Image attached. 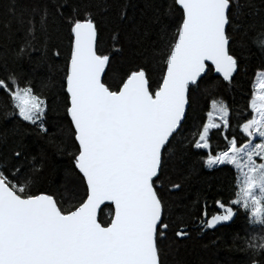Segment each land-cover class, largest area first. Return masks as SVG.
<instances>
[{
    "label": "snow or ice",
    "instance_id": "obj_1",
    "mask_svg": "<svg viewBox=\"0 0 264 264\" xmlns=\"http://www.w3.org/2000/svg\"><path fill=\"white\" fill-rule=\"evenodd\" d=\"M242 7L241 0H165L149 21L157 37L151 50L137 41L133 55L143 62L116 68L123 45L117 34L113 51L98 49L91 0H7L0 10V264H164L169 231L174 240L188 236L183 217L179 230L168 222L174 202L166 197L183 187L172 178L183 177L190 152L205 170L228 166L235 180L232 198L216 199L214 214L205 201L198 230L242 214L243 264H264V71L253 83L250 118L234 125L229 105L213 99L202 127H185L190 93L204 77L214 72L217 87L230 86L240 70L229 25ZM118 15L127 19L124 9ZM61 28L70 52L58 69ZM236 31L246 33L239 43L264 53V18ZM157 62L153 89L149 70ZM109 72L118 74L114 83L105 80ZM214 131L225 145L213 154ZM50 156L68 164L46 185ZM105 201L113 214L102 224L97 209Z\"/></svg>",
    "mask_w": 264,
    "mask_h": 264
},
{
    "label": "trees",
    "instance_id": "obj_2",
    "mask_svg": "<svg viewBox=\"0 0 264 264\" xmlns=\"http://www.w3.org/2000/svg\"><path fill=\"white\" fill-rule=\"evenodd\" d=\"M6 2L7 0H0V10L3 9ZM91 3L99 23L98 49L105 53L113 51V36L118 34L123 45V53L122 56L113 57V61L116 62L115 67H129L132 61L137 64L142 63V60L133 55L140 51L137 41L143 39V46L151 50L157 37L155 28L149 25V21L153 18L157 8L165 3V0H91ZM241 3L243 15L237 18L234 14L233 22L229 25L230 35L237 42L230 47L238 55H241L240 70L234 73L230 86L217 87L219 81L212 72L204 77L202 88L190 93L186 128L190 127L195 130L197 127H202V122L207 118L206 114L211 109L213 99L223 100L229 105L231 122L234 125L243 122V119L250 118L247 104L251 99L256 73L264 71V53L239 43L242 35L246 33L238 32L236 29L241 23L249 27L259 25L261 19L264 18V0H241ZM122 9L126 10V20H121L118 15ZM65 10L67 11V9ZM134 27L139 28V31H134ZM57 43L61 52L57 68L62 69L65 56L70 52L68 30L60 29V38ZM242 49L243 52H241ZM25 67L29 68L30 66L25 65ZM161 70L162 65L159 62L153 64L149 70V82L153 89L159 82ZM41 74V72H37V78ZM62 76V71L56 73L58 85ZM116 79H118V74L113 72H109L105 76V80L109 83H114ZM205 82L211 85L207 91L203 88ZM34 87L39 90V83H35ZM60 102L58 99L57 103ZM61 123L63 122L61 121ZM235 131L238 142L243 143L244 138L239 136L238 127ZM231 133L232 129H229V138H231ZM185 135L190 136L189 133H185ZM210 143L211 151L214 154L224 148L225 140L214 131ZM33 149L39 151V145L33 143ZM200 161L201 155L190 152L186 164L181 166L187 169L183 177L172 178L173 182H182L183 187L179 191H172L171 195L166 197L170 202H174V214L168 222L171 223L173 230H179L183 225L177 221V218L183 217L187 224L188 236L174 240L173 231H169L168 240L163 241L161 245L164 264H243L246 259L245 253L237 250L245 243V220L242 214L236 215L226 225L211 230H198L199 217L205 211V201H207V214L210 216L216 211L215 200L222 199L227 203L232 198L231 193L235 191L233 187L235 184L234 173L228 166H221L218 170H205L200 167ZM67 164L66 158L61 160L59 157L50 156L45 184L55 181L57 174L63 175V169ZM194 201H198V203L193 204ZM65 206H68L67 202H65ZM188 211H192L196 215L195 221L188 218L186 215ZM111 215L112 206L104 205L99 212L98 221L106 224L110 222ZM237 233L239 238L234 241V236Z\"/></svg>",
    "mask_w": 264,
    "mask_h": 264
},
{
    "label": "water",
    "instance_id": "obj_3",
    "mask_svg": "<svg viewBox=\"0 0 264 264\" xmlns=\"http://www.w3.org/2000/svg\"><path fill=\"white\" fill-rule=\"evenodd\" d=\"M213 73V75H216V76H218V74H216V73H214V72H212ZM104 205H111L110 204V202H108V201H105L103 204H101L100 205V207L97 209V217H99V212H100V210H101V208L104 206ZM112 214H113V208H112ZM235 218V217H234ZM99 222V221H98ZM231 221H229V222H220V224L219 225H217L216 227H218V226H221V225H226V224H228V223H230ZM215 227V228H216ZM206 230V229H205Z\"/></svg>",
    "mask_w": 264,
    "mask_h": 264
},
{
    "label": "rangeland",
    "instance_id": "obj_4",
    "mask_svg": "<svg viewBox=\"0 0 264 264\" xmlns=\"http://www.w3.org/2000/svg\"><path fill=\"white\" fill-rule=\"evenodd\" d=\"M258 79V77L256 76V79H255V81Z\"/></svg>",
    "mask_w": 264,
    "mask_h": 264
}]
</instances>
